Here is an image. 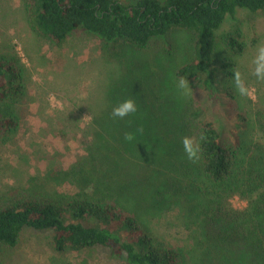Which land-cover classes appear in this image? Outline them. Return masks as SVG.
I'll return each mask as SVG.
<instances>
[{"label": "trees", "instance_id": "1", "mask_svg": "<svg viewBox=\"0 0 264 264\" xmlns=\"http://www.w3.org/2000/svg\"><path fill=\"white\" fill-rule=\"evenodd\" d=\"M22 3L31 29L55 42L82 29L104 47L141 51L172 29L192 33L193 56L175 76L186 78L191 90L213 102L233 97L236 74L234 59L215 61V32L226 18L235 21L238 10L264 11V0ZM224 40L233 55H240L246 47L239 27ZM16 63L0 54L3 140L19 127L12 108L22 92ZM130 79L123 81L125 93L112 100L110 113L100 120L103 133L92 142L93 150L70 169L60 170L59 176L75 186L74 192L12 188L0 195V264H4L5 250L18 245L26 228L51 231L55 252L102 247L127 264H264V148L245 162L239 152L222 142L204 108L188 105L184 124L192 135L203 134L204 139L200 159H187L181 140L170 136L179 126L177 121L168 125L167 116L157 117L146 109L149 103L142 87L136 88L139 81L135 75ZM129 98L137 111L124 118L112 117V108ZM234 195L252 199L243 211L236 212L226 205ZM183 198L193 210L199 209L189 254L185 248L164 242L141 219L144 211L167 201L183 204Z\"/></svg>", "mask_w": 264, "mask_h": 264}, {"label": "rangeland", "instance_id": "2", "mask_svg": "<svg viewBox=\"0 0 264 264\" xmlns=\"http://www.w3.org/2000/svg\"><path fill=\"white\" fill-rule=\"evenodd\" d=\"M236 27L246 46L240 55L231 54L224 40ZM215 37V61L234 59L236 73L252 90L251 97L241 98L233 83V97L217 102L193 90L186 94L177 90L175 72L193 56L194 36L186 30L172 29L141 51L104 47L82 29L55 42L31 29L22 0H0V54L17 60L22 88L12 104L19 127L5 140L0 138V195L12 188L74 192L73 183L59 176L60 170L70 169L93 150L92 142L103 133L100 120L110 113L112 100L125 93L123 81L131 82L134 75L139 81L137 90L140 85L149 103L145 108L157 117L167 116L168 125L177 121L179 126L171 137L181 140L193 134L184 124L185 108L200 104L206 118L218 128L222 142L247 162L264 148V81H258L251 70L257 47L264 45V11L251 14L238 10L236 20L226 18ZM251 199L234 195L226 205L241 212ZM182 201L160 203L144 211L141 219L164 242L185 248L189 254L199 209L195 211L188 201ZM4 264L127 263L102 247L55 252L51 231L26 228L18 245L5 250Z\"/></svg>", "mask_w": 264, "mask_h": 264}, {"label": "clouds", "instance_id": "3", "mask_svg": "<svg viewBox=\"0 0 264 264\" xmlns=\"http://www.w3.org/2000/svg\"><path fill=\"white\" fill-rule=\"evenodd\" d=\"M252 73L258 81H264V45L258 46L255 55L251 61ZM233 85L236 93L241 97H251L252 90L245 85V83L240 78L239 73L235 74ZM176 88L179 92L186 94L191 90L189 81L184 77H179L176 80ZM137 111V106L132 99H124L112 108L111 116L117 118H124L131 113ZM126 139H131L130 135L126 136ZM204 139L203 134L199 136L196 135H185L181 138V145L184 154L187 159L196 162L200 159L201 154V141Z\"/></svg>", "mask_w": 264, "mask_h": 264}]
</instances>
